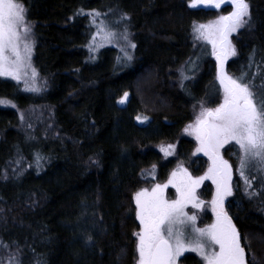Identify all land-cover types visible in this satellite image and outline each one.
<instances>
[{"label":"trees","instance_id":"obj_1","mask_svg":"<svg viewBox=\"0 0 264 264\" xmlns=\"http://www.w3.org/2000/svg\"><path fill=\"white\" fill-rule=\"evenodd\" d=\"M23 2L34 25L33 62L48 86L34 95L0 79V100L14 106L0 107V240L15 242L22 264H133L132 194L171 163L154 147L178 138L192 104H215L220 95L209 47L195 49L191 37L192 25L213 13L189 7L191 0ZM247 3L252 27L236 37L237 55L226 67L232 76L249 70L253 50L251 72L264 70V0ZM93 11L127 15L131 61L123 64L113 47L90 52ZM178 70L188 78L178 80ZM39 106L51 109L55 136L22 129L17 110ZM177 148L185 158L192 143L179 140ZM226 210L248 238L246 263L264 264V196L249 199L235 186ZM181 263L201 264L190 254Z\"/></svg>","mask_w":264,"mask_h":264},{"label":"snow or ice","instance_id":"obj_2","mask_svg":"<svg viewBox=\"0 0 264 264\" xmlns=\"http://www.w3.org/2000/svg\"><path fill=\"white\" fill-rule=\"evenodd\" d=\"M223 4L232 7L228 15H220L206 24L193 25L194 38L211 45L217 63L216 78L223 91V101L217 107L202 104L195 123L185 128V132L194 135L197 142L193 155L203 153L210 164L202 176H193L186 168L178 166L166 183H157L151 190L141 189L134 194L135 217L139 221V231L133 233L137 264H177L185 252L196 253L203 264H246L242 240L247 244L248 238L241 236L225 209V199L233 195V166L224 159L221 149L228 144L238 146L239 167L236 171L244 182L246 195L249 198L258 194L264 196V191H249L253 188L254 179H259L264 186V178L251 174L253 169L264 174V70L258 65L257 73L251 72L255 50L249 56L248 71L242 69L238 76H232L225 70L229 57L237 55L231 35L241 28L252 27L247 0H191L189 7L203 5L220 9ZM88 15L95 20L102 14L93 11ZM126 19L127 15L120 17V21ZM95 27L98 33H104L106 39L115 36L103 21ZM31 32L32 25L27 19V6L23 0H0V77L19 83L24 70L31 69L32 84L26 82V90L37 91V73L31 67ZM121 35L125 41L128 40L126 28ZM95 39L94 36L90 52L94 50ZM128 47L135 49L136 45L129 42ZM124 59L131 61L132 56L126 52ZM189 63L195 64L191 60ZM180 75L183 79L188 78L184 71ZM258 77L261 80L259 85L256 83ZM128 96L125 92L118 103L125 104ZM6 103L8 101L0 100V104ZM136 119L144 123L147 117L137 116ZM172 147L169 145L168 149L162 148L161 151L165 156L171 155L169 149ZM35 159L39 166L43 158L37 156ZM206 180L215 186L211 200L215 219L206 227H198L197 217L189 215L185 209L189 206L202 209L204 202L199 199L197 189ZM169 186L176 190L175 199L165 197ZM91 240L89 236L87 242ZM14 243L0 240V248L8 251ZM20 257L17 246L15 252L8 251V264H22Z\"/></svg>","mask_w":264,"mask_h":264},{"label":"rangeland","instance_id":"obj_3","mask_svg":"<svg viewBox=\"0 0 264 264\" xmlns=\"http://www.w3.org/2000/svg\"><path fill=\"white\" fill-rule=\"evenodd\" d=\"M195 9H204V10L212 11L213 16L204 22H195L194 24L209 23L210 21L216 20L220 15H228L232 11V7L230 4H223L220 9L205 8L203 5H199ZM121 16H122L121 14L109 12V13L103 15L102 17L99 16V17L95 18V20H93V18H91L92 19L91 26H93V29H92V37H91V40L89 43V48L91 45H93V37L95 36L96 37L95 46H94V50H92V51H96L97 49H100V47L116 48L120 57H122L121 59H122L123 64H124V63H127V60L124 59L126 52L128 54H130L133 58V54H134L133 50L134 49L128 47V43L129 42L134 43V42H133V33L129 30V27L127 26V20L120 21ZM102 21L105 23V25L108 26L109 31H112L115 33V36L111 37L110 39H106L104 33H98L97 32L95 25H99ZM117 21H120V22L116 23ZM31 25H32V32L29 36V40L32 44L31 67L34 68L36 73H37V78L35 80V86L37 88V91L26 90V82L29 85L32 84L31 69H25L24 70V73L22 74V78H21L19 83H17V81L12 80L8 77H0V79L8 80V81H11V82L17 84L26 93L38 95L47 89L48 80L46 78L42 77L38 73V70L36 69L35 64L33 62V51H34V47H35V40H34V34H33L34 25H33V23H31ZM193 25H192V29H191V37H192V40L194 43V47H195V49L199 48L202 45H207L209 47L210 57L214 63V67H215V73H214L215 76L214 77H215V79H216V81L220 87L219 81L216 78V76H217V63H216L215 58L212 55L211 45L207 44L203 40H198V39L194 38ZM125 28L127 29V33H128V40L127 41H125L121 35L122 33H124ZM242 29L243 28L239 29L238 32L233 33L230 37V40L232 41L234 47H235L236 37ZM234 57L235 56L229 57V59L225 63V70L227 73H228V71L226 69L227 63L231 59H233ZM180 73H181V70H178L177 71V79L178 80L179 79L184 80L181 77ZM222 101H223V91L220 87V95H219V98L217 100V103L210 104V102L208 100H202L198 103L192 104V106L190 108L191 119L189 122H187L182 127V129L178 135V138L172 142L159 143L154 147V149L156 151H158L159 154L161 155L163 163L170 162V161H171V163H170V166H169L166 174L164 175V177H161L160 174H157V171L154 169L151 172V180L143 183V185H141L137 190H135V192L132 194V202L134 205V209H135V202L133 200V196L137 191H139L141 189L151 190V188L153 186H155V184H157V183H159V184L166 183L168 178L170 177L171 173L173 171H176L178 166H183L193 176H202L207 172L210 161L208 160V157L205 156L203 153H196L195 155H193V153L195 152V149L197 147V142H196L194 135H190V134L185 132V128L189 124L195 123L196 116L199 114L202 104L206 107L215 108ZM0 107L1 108H5V107L14 108V106L9 102L6 104H0ZM17 112L20 116L21 127L26 133H28L30 135L40 134L42 136H52V135L55 136L56 135V131L54 130V127L52 124L51 109L50 108L45 107V106L30 107V108H27L24 110H17ZM22 117H23V119H22ZM179 140H186V141H190L192 143V150L189 152V154L185 158L178 157V151H177L178 148L177 147H178ZM169 145L173 146L171 149H169V151L171 152V155L165 156L164 152L161 151V149L162 148L168 149ZM237 148H238V146H235L234 144H228V145H225L223 149H221V152H222V155L224 156V159H226L229 162V164L233 166V186H234L233 187V195L229 196L225 199V209H226L227 202L234 196L235 186H240L243 193L245 194V196L247 198H249L245 192L244 182H243V180H241L239 173L236 171V169L239 167ZM227 150L230 151L229 157L231 158L232 161H235V163H236L235 166L232 164L231 160H229L225 156L224 153ZM14 172H15V166H12L10 168V170L4 172L3 175L13 174ZM251 174H252V176L264 178V174L256 173L255 169L252 170ZM249 191H257L259 193L261 191H264V186H262L259 179H254L253 180V188L249 189ZM197 194H198L199 199L204 202L202 209H194L191 206H189L185 209V212L188 213L189 215H195L197 217L196 224L198 227H206L207 225H210L211 223H213L214 219H215V217L213 216V213H212V208H211V200H212L213 195L215 194V186L212 184V182L210 180H206L197 189ZM165 197L167 199H170V200L175 199V197H176L175 188H172L171 186H169V188H167L165 190ZM254 198H256V196L249 198V199H254ZM135 219H136V217H135ZM137 223H138V230L137 231H139V221H137ZM135 239L136 238L134 236V240ZM135 247H136V245H135ZM8 251L15 252L16 249L10 248ZM8 251H5L4 249L0 248V264H8V260H7ZM188 254L195 256L197 259L200 260L201 264H203V261L201 260V258L194 252H185L178 259L177 264H182L181 263L182 257L185 255H188ZM137 258H138L137 253L135 251L133 264H137Z\"/></svg>","mask_w":264,"mask_h":264}]
</instances>
